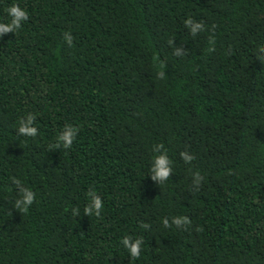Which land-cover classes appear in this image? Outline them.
Returning a JSON list of instances; mask_svg holds the SVG:
<instances>
[{
	"label": "trees",
	"instance_id": "1",
	"mask_svg": "<svg viewBox=\"0 0 264 264\" xmlns=\"http://www.w3.org/2000/svg\"><path fill=\"white\" fill-rule=\"evenodd\" d=\"M13 3L29 19L0 36V264H264V0H0V21Z\"/></svg>",
	"mask_w": 264,
	"mask_h": 264
},
{
	"label": "clouds",
	"instance_id": "2",
	"mask_svg": "<svg viewBox=\"0 0 264 264\" xmlns=\"http://www.w3.org/2000/svg\"><path fill=\"white\" fill-rule=\"evenodd\" d=\"M5 12L8 17H10V22L0 21V36H3L7 33H13L15 30L20 29L22 24L29 19V13L21 8L19 4L13 3L11 6L5 9ZM184 25L189 29L190 33L195 36L197 33L204 30L202 23L194 22L191 18L185 20ZM65 42L71 46L73 37L71 33L64 34ZM178 54V53H177ZM262 56H264V49L261 50ZM36 119L32 114H28L26 117L22 118L19 121V127L17 129L18 133L21 136L35 137L37 135V128L33 126V121ZM78 128L71 125H65L64 128L56 137V142L58 145L62 146L64 149L71 147L73 141L76 138ZM163 145H157L154 148V152L159 153L154 155L150 167V173L152 179L163 183L168 180L169 174L172 171V161L168 158L166 150H162ZM181 157L185 162H189L193 159L192 156H189L185 153H181ZM197 181H199V174H195ZM13 183L20 187L21 181L13 180ZM89 198L87 205L84 207V215H95L100 216L101 211L104 207L103 202L99 195L96 194L95 190L89 191L87 193ZM35 200V193L29 187H22L18 194V198L15 200L14 207L19 209L21 212H27L29 207L33 204ZM79 213L78 208L72 209L73 216ZM165 227H169V222L167 219L163 221ZM172 224L176 227L186 226L188 220L185 217H174L172 218ZM148 227V225H145ZM123 247L127 250L129 257L133 260L139 259L142 251L143 239L137 238L133 239L132 237H125L121 241Z\"/></svg>",
	"mask_w": 264,
	"mask_h": 264
}]
</instances>
